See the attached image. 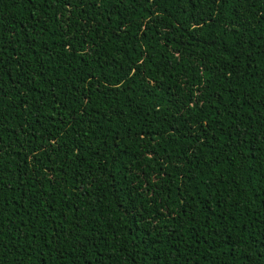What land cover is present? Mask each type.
I'll use <instances>...</instances> for the list:
<instances>
[{"label":"trees","instance_id":"16d2710c","mask_svg":"<svg viewBox=\"0 0 264 264\" xmlns=\"http://www.w3.org/2000/svg\"><path fill=\"white\" fill-rule=\"evenodd\" d=\"M0 264H264V0H0Z\"/></svg>","mask_w":264,"mask_h":264}]
</instances>
